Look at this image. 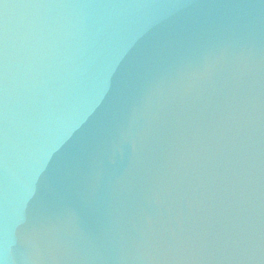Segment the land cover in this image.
I'll use <instances>...</instances> for the list:
<instances>
[{
  "label": "water",
  "instance_id": "water-1",
  "mask_svg": "<svg viewBox=\"0 0 264 264\" xmlns=\"http://www.w3.org/2000/svg\"><path fill=\"white\" fill-rule=\"evenodd\" d=\"M0 264H264V0H0Z\"/></svg>",
  "mask_w": 264,
  "mask_h": 264
}]
</instances>
